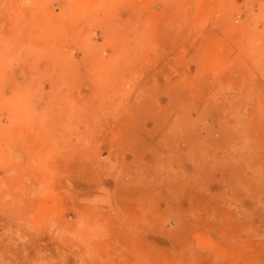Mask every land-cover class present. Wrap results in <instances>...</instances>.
Instances as JSON below:
<instances>
[{
  "label": "rangeland",
  "instance_id": "rangeland-1",
  "mask_svg": "<svg viewBox=\"0 0 264 264\" xmlns=\"http://www.w3.org/2000/svg\"><path fill=\"white\" fill-rule=\"evenodd\" d=\"M263 15L0 0V264H264Z\"/></svg>",
  "mask_w": 264,
  "mask_h": 264
},
{
  "label": "bare ground",
  "instance_id": "bare-ground-1",
  "mask_svg": "<svg viewBox=\"0 0 264 264\" xmlns=\"http://www.w3.org/2000/svg\"><path fill=\"white\" fill-rule=\"evenodd\" d=\"M228 8H230V7H228ZM234 15V14H233ZM264 16V15H263ZM237 19V18H236ZM248 19V18H247ZM240 25V24H239ZM242 25V24H241ZM253 25H254V23H253ZM248 28H249V26H248ZM264 30V29H263ZM252 31V30H251ZM262 31V30H261ZM262 33V32H261ZM253 34V33H252ZM260 36V35H259ZM245 38V37H244ZM252 39H254V38H252ZM244 42H245V39H244ZM246 44V43H245Z\"/></svg>",
  "mask_w": 264,
  "mask_h": 264
}]
</instances>
